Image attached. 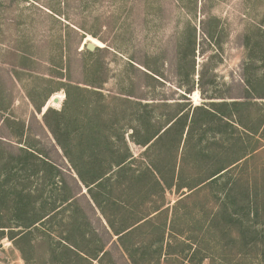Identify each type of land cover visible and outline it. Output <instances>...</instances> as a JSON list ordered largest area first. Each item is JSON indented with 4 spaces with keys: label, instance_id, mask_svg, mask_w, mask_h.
Returning <instances> with one entry per match:
<instances>
[{
    "label": "rangeland",
    "instance_id": "374dc122",
    "mask_svg": "<svg viewBox=\"0 0 264 264\" xmlns=\"http://www.w3.org/2000/svg\"><path fill=\"white\" fill-rule=\"evenodd\" d=\"M87 42L96 45L93 51L86 49ZM88 81L100 85L93 87ZM66 83L81 87L78 99L71 97L68 102L64 92ZM92 90L98 92L90 93ZM126 91L132 95L121 93ZM119 96L132 101L140 97L143 103L149 102L153 132L165 126L167 116L178 109L179 103L188 101L191 106H208L210 101L229 102L235 98L246 101L245 106L238 108L244 126L224 116L229 112L228 107L218 106L217 115L211 117L207 128L202 125L194 128V138L188 141V146L202 139L196 148L202 146L208 151L204 154L211 171L260 146L264 143V0H0V223L16 213L12 203L22 198L18 192L4 197L7 178L15 179L18 184L30 182L31 186L38 185V189L41 185L36 199L38 210L59 205L58 209H62L53 210L54 219L41 224L40 232L29 237L31 242L32 239L50 242L34 247V251L33 246H24L29 264L72 261L68 258L55 261L63 255L55 252H62L61 246L66 244L63 237L67 235L78 239L85 248L102 245L109 251V256L94 264H132L87 187L77 179L63 156L43 117L46 110H51L59 115H50V121L67 119L70 115L74 119L76 115H85L94 100L104 105L106 98L119 123L116 124L119 128L112 131L116 134L115 148L122 152L128 148L135 159L144 161L145 147L133 142L128 126L135 107L129 103L125 112V106L115 101ZM53 97L59 101L53 102ZM41 104L40 110L37 109ZM191 110V107L186 110L189 117ZM124 113L127 116L122 120ZM200 117L203 114L199 111ZM79 123L83 127V122ZM186 129L179 155L186 146ZM238 132L245 134L240 145L235 139ZM22 148L41 152L54 168L37 162L40 169L32 175V168L20 169L17 162L7 165L9 157H17ZM103 148L97 144L89 150ZM219 153H224L222 159L217 157ZM189 158L199 156L193 153ZM261 160L264 161V154ZM197 172L199 176L191 178L193 183L204 176ZM150 183L148 175L137 183L144 188L147 207L150 201L146 190H159L151 188ZM127 186L125 182L117 187L107 185L103 189L105 198L128 210L136 208L134 204L139 205L141 200L134 198L137 200L131 206ZM65 196H72L74 204L69 203L71 200L61 204ZM165 198L172 205L178 194L168 191ZM234 198V205L228 206L236 212L234 222L242 219L245 229L253 226L252 217L245 215L242 196ZM188 208L193 213L196 206ZM71 211L79 216L81 225L73 224L69 228L65 224ZM255 225L264 234V215ZM236 229L237 224H232L231 230ZM80 233L85 234V240L81 241ZM217 234L215 240L206 242L208 252L214 255L213 264H264V253L232 256L238 248L232 246L235 244L231 238L222 241ZM188 235L192 241L201 238L196 227ZM248 239L247 235L245 240ZM226 242L228 250L222 247ZM206 244L201 243L203 253L207 252ZM75 261L85 264L83 260ZM210 261L205 258L199 264ZM0 264H25L20 247L6 237L0 239Z\"/></svg>",
    "mask_w": 264,
    "mask_h": 264
},
{
    "label": "trees",
    "instance_id": "16d2710c",
    "mask_svg": "<svg viewBox=\"0 0 264 264\" xmlns=\"http://www.w3.org/2000/svg\"><path fill=\"white\" fill-rule=\"evenodd\" d=\"M86 53L90 54L87 50ZM88 84L93 87L100 85V83L91 81H88ZM80 90L81 87L78 85L66 83L64 92L68 102L71 97L78 99ZM97 92V90H92L90 93ZM121 93L132 95L127 91ZM103 101L105 104L101 105L94 100L89 104L85 115H76L74 119H71L72 115H70L67 119L50 121V115H59L51 110H46L43 117L46 126L60 145L63 156L71 165L77 179L87 187L95 204L116 235L117 243L127 254L132 264H199L205 258H210V264H213L214 255L208 252L210 248L206 242L215 240V232L218 233L216 236H221L222 241L231 238L235 244L232 246L238 248L231 254L232 256H260L264 253V234L261 230L256 229L257 225H255L258 224L259 217L264 215V161L261 160V156L264 154V143L247 153L234 157L226 164L216 166L212 171V166L207 163L205 158V156L207 157L204 154L205 150L202 146L200 149L196 148L201 145L202 139L198 138L193 145L188 146V141L190 139L192 141L194 138V128L197 125L207 128L211 117L217 115L218 106L228 107L229 112L224 116L233 119L237 125L244 126L245 123L239 116L238 108L245 106L246 101L237 98L229 102L210 101L209 107L204 104L191 106L188 101L182 105L179 103L178 109L167 116L165 126L153 132L151 131L149 102L143 103L140 97L134 101L126 96L116 97V103L123 104L125 112L129 103L135 107L131 114V123L127 124L131 129L133 142L145 147L142 152L144 161L141 162L139 158L133 157L128 148L123 152L121 149L115 148L113 137L116 134L112 131L119 128L116 125L119 123L113 117L110 102L106 98H103ZM42 105H39L37 109L40 110ZM189 107L192 109L190 117L186 111ZM199 111L203 114L201 119L198 118ZM126 116L124 113L121 119L125 120ZM81 121L83 127L79 125ZM185 128H187L186 146L179 155L178 150ZM71 130L74 131V134L70 133ZM238 134L239 132L235 139L236 143L240 145L243 143L245 134ZM169 135L170 137L165 140ZM81 144H85L86 147L78 148L77 146ZM97 144L105 148L100 151L89 150L90 146ZM73 145L76 147H72ZM21 150L22 152L17 154V157L13 155V159L9 157L6 164L17 162L21 165L20 169L32 168V175L37 174L36 172L40 169L38 163L54 168L46 156L40 154L41 152L37 153L23 148ZM207 152L205 151L206 154ZM193 153L199 158L188 159V156L190 157ZM223 154L219 153L217 157L222 159ZM115 168L116 170H114ZM194 169L196 172L193 174ZM189 170H191L190 174ZM197 170L204 176L193 183L191 178L199 176ZM146 175L150 177L151 188L159 189L150 192V188L148 191L146 190L150 201L148 207L144 203V188L137 184L144 180ZM26 178L29 180L28 176ZM124 182L128 185L127 191L130 192L129 204H133L131 202L137 200L134 199L136 197L141 200L139 205L134 204L136 208L130 207L128 210L126 206L121 207L119 204L111 203L109 198H105L106 193L103 189L107 185L117 187ZM4 185V197L18 192L22 198L12 203L16 213L0 223V239L6 237L19 246L25 264H29L30 257L24 246L31 245L34 251V247L37 249L42 243L50 245L47 239H32L31 242L29 237L40 232L41 224L54 219L56 214L53 213V210L58 209L60 205L37 209L36 199L39 196L38 192L42 189L41 185L38 189V185L31 186L30 182L27 185L18 184L13 178H7ZM139 188L142 190H138ZM184 188L187 190L184 191ZM95 189H97V193L94 191ZM168 191L178 194V198L172 205L165 198V192ZM100 194H102V198H100ZM232 196H242L240 199L242 203H245V215L252 217V221L255 223L253 226L250 225L245 229L243 227L244 220L238 219L234 222L233 216L236 212L228 209V206L234 205L232 199L235 198ZM31 197L34 199L30 200ZM71 199L72 196H65L61 204ZM69 203L73 205L74 200ZM190 205L191 207L196 206L193 213L188 208ZM79 220V216L71 211L66 217L65 224L69 225V228L73 224L81 225ZM234 223L237 224L238 229L232 231L231 226ZM193 227L200 230L201 238L198 241H192L188 235ZM247 235L249 239L245 240ZM79 237L81 241L85 240L84 233H80ZM71 238L73 237L70 235L63 237L66 244L61 246L62 252H55L59 256L63 253V258L56 257L55 261L64 258L72 261L60 264H70L69 262L75 264V260H83L85 264H94V261L102 262L109 256V251L104 250L102 245L88 249L81 246L78 239ZM203 241L207 245H205L206 253H203V247H201ZM58 242L60 243V241ZM88 242H91L90 238ZM228 245V243H223L222 247L228 250ZM53 251L55 250L53 249ZM66 251L68 252L67 256H65ZM195 258H197L196 261ZM35 263H37V257H35Z\"/></svg>",
    "mask_w": 264,
    "mask_h": 264
},
{
    "label": "water",
    "instance_id": "95a60500",
    "mask_svg": "<svg viewBox=\"0 0 264 264\" xmlns=\"http://www.w3.org/2000/svg\"><path fill=\"white\" fill-rule=\"evenodd\" d=\"M86 49L89 51H93L96 47V45L93 42H87L86 43ZM53 102L57 103L59 101V99L57 97H53Z\"/></svg>",
    "mask_w": 264,
    "mask_h": 264
}]
</instances>
